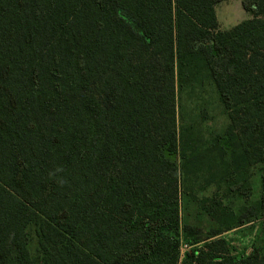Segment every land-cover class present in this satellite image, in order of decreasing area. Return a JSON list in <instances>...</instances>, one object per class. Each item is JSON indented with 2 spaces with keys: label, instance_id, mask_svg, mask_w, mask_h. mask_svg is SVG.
I'll return each mask as SVG.
<instances>
[{
  "label": "trees",
  "instance_id": "trees-1",
  "mask_svg": "<svg viewBox=\"0 0 264 264\" xmlns=\"http://www.w3.org/2000/svg\"><path fill=\"white\" fill-rule=\"evenodd\" d=\"M222 1L0 0V264H264L180 221L176 83L207 71L228 169L264 162V0L230 31Z\"/></svg>",
  "mask_w": 264,
  "mask_h": 264
},
{
  "label": "rangeland",
  "instance_id": "rangeland-1",
  "mask_svg": "<svg viewBox=\"0 0 264 264\" xmlns=\"http://www.w3.org/2000/svg\"><path fill=\"white\" fill-rule=\"evenodd\" d=\"M219 30L230 31L250 20L243 0H224L216 6ZM178 82V80H177ZM177 124L184 130L186 163L180 154L171 158L179 166L181 185L180 221L197 227L205 239L213 229L223 232L214 239L231 242L232 254L264 252V162L233 171L231 154L222 158L216 142L223 138L230 121L207 71L176 83ZM220 146L227 149L226 142ZM239 227L226 230L230 224ZM248 221H251L248 223ZM203 243L200 244L202 246ZM35 243L31 251H35ZM189 250L182 244L181 256Z\"/></svg>",
  "mask_w": 264,
  "mask_h": 264
}]
</instances>
